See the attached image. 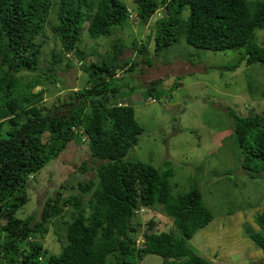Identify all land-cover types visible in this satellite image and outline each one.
<instances>
[{"label": "trees", "instance_id": "trees-1", "mask_svg": "<svg viewBox=\"0 0 264 264\" xmlns=\"http://www.w3.org/2000/svg\"><path fill=\"white\" fill-rule=\"evenodd\" d=\"M128 1L0 0V264H140L149 255L162 264H213L189 244L215 219L200 188L174 194L171 166L160 170L128 158L144 129L134 107L118 101L116 77L138 68L137 59L148 51L144 41H133L135 58L126 60L120 56L128 45L118 37L113 55L87 64L83 31L88 22L90 38H111L130 24V11L146 26L162 8L164 17L151 28L155 52L185 41L206 51H238L234 67L243 61L264 67V0H131L133 10ZM51 41V59L42 68ZM78 67L86 81L71 99L59 96L48 104L45 91L34 92L43 79L56 82L59 70ZM23 74L34 76L28 81ZM151 84L153 95L159 83ZM229 114L241 166L254 178L264 173V113L243 116L231 108ZM77 138L87 143L90 161L100 162L95 179H77L68 197L59 190L48 195L39 219L21 217L30 202L29 182ZM88 165L84 161L77 171L88 172ZM145 209L162 211L174 229L157 231L150 220L139 235L135 218ZM57 220L66 233L58 239L60 253H52L44 241ZM255 223L258 231L245 230L264 251V212Z\"/></svg>", "mask_w": 264, "mask_h": 264}, {"label": "rangeland", "instance_id": "rangeland-1", "mask_svg": "<svg viewBox=\"0 0 264 264\" xmlns=\"http://www.w3.org/2000/svg\"><path fill=\"white\" fill-rule=\"evenodd\" d=\"M128 4L133 10L131 0ZM163 17L161 8L144 26L139 20H133L136 18L133 12L129 25L117 29L111 38L98 40L88 36L87 22L82 37V49L90 51L86 62L101 63L113 55L109 50L118 37L128 45L120 57L134 59L135 49L130 45L137 38L144 41L148 51L137 59L138 68L130 73L120 70L116 77L118 101L134 107L136 119L144 129L139 144L128 158L160 170L171 166L174 176L170 183L174 194L188 192L195 186L200 188L215 219L189 242L199 255L210 258L213 264H264V251L245 230L249 226L258 231L255 218L264 212V173L252 178L243 170L239 149L230 136L233 121L229 114L231 108L243 116L264 113V67L249 66L246 61L234 67L241 57L238 51H206L185 41L157 53L156 31L152 32L151 28ZM259 35L264 39V31ZM51 48L52 41L43 51L42 68L51 59ZM146 59L150 60V66ZM65 65L63 62L62 66ZM23 75L28 81L34 76ZM57 75L58 81L43 79L34 90L45 91L48 104L56 102L59 96L71 99V91L82 88L86 81L79 67L59 70ZM153 81L159 84L154 86L157 93L152 95L149 87L153 86ZM250 83L253 94L249 90ZM88 150L87 143L77 138L35 176L37 181L28 184L30 202L21 217L39 219L48 195L59 190L68 197L75 193L72 186L77 179H95V169L100 162L95 165L90 161ZM84 161L89 162L90 170L82 174L77 168ZM168 161L171 164L165 166ZM150 220H155L157 231L174 229L172 219L162 211L145 210L135 218L141 234L147 230ZM49 233L45 247L52 253H60L62 244L58 239L59 236L65 239V226L57 220ZM208 254L211 255L208 257ZM162 261L159 256L149 255L140 264H162Z\"/></svg>", "mask_w": 264, "mask_h": 264}, {"label": "clouds", "instance_id": "clouds-1", "mask_svg": "<svg viewBox=\"0 0 264 264\" xmlns=\"http://www.w3.org/2000/svg\"><path fill=\"white\" fill-rule=\"evenodd\" d=\"M130 13H131V15H132V16H131V21H132L133 12L130 11ZM137 19H138V18H137V15H136V18L133 19V20H137ZM153 100H155V101H153ZM152 101H153V102H156V99L153 98ZM145 210H147V209H145ZM145 210H143L142 212H144ZM147 211H150V210H147ZM142 212H141V213H142ZM229 215H231V213H229ZM212 222H213V221H212ZM212 222H211V223H212ZM211 223H210V224H211ZM210 224H209V225H210ZM255 224H256V223H255ZM209 225H208V226H209ZM205 228H206V227H205ZM205 228H204V229H205ZM204 229H202V230H204ZM200 231H201V230H200ZM139 235H142V234L140 233ZM210 255H211V254H210ZM210 255L208 254L207 256L209 257ZM208 259H209V258H208ZM211 261H212V260H211ZM212 263H213V262H212Z\"/></svg>", "mask_w": 264, "mask_h": 264}, {"label": "crops", "instance_id": "crops-1", "mask_svg": "<svg viewBox=\"0 0 264 264\" xmlns=\"http://www.w3.org/2000/svg\"><path fill=\"white\" fill-rule=\"evenodd\" d=\"M213 234H216L214 231L212 232ZM217 235V234H216Z\"/></svg>", "mask_w": 264, "mask_h": 264}, {"label": "built area", "instance_id": "built-area-1", "mask_svg": "<svg viewBox=\"0 0 264 264\" xmlns=\"http://www.w3.org/2000/svg\"><path fill=\"white\" fill-rule=\"evenodd\" d=\"M153 101H155V100H153Z\"/></svg>", "mask_w": 264, "mask_h": 264}]
</instances>
